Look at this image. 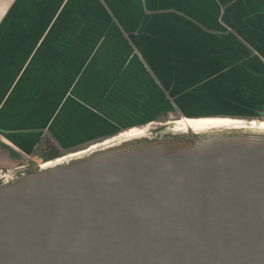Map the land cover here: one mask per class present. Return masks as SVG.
<instances>
[{
    "label": "water",
    "instance_id": "1",
    "mask_svg": "<svg viewBox=\"0 0 264 264\" xmlns=\"http://www.w3.org/2000/svg\"><path fill=\"white\" fill-rule=\"evenodd\" d=\"M0 182V264H264V127L132 135Z\"/></svg>",
    "mask_w": 264,
    "mask_h": 264
},
{
    "label": "rangeland",
    "instance_id": "2",
    "mask_svg": "<svg viewBox=\"0 0 264 264\" xmlns=\"http://www.w3.org/2000/svg\"><path fill=\"white\" fill-rule=\"evenodd\" d=\"M102 1L0 0L1 29L8 32L20 27L32 30L36 27H61L68 30L67 35H62L65 43L74 44L69 53L72 48L81 50L77 62H82L78 73L80 83L70 84L68 98H61L65 93L63 86L68 85L66 80L65 83L57 81L44 85L53 90V110L57 106L56 102L65 101L64 113L50 116L47 123L40 118L34 119L36 124H44L43 129L0 130V181L37 166L29 153L8 139L13 138L12 134L25 137L27 142L24 144L31 149L40 137L51 133L68 153L66 156H70L118 141L124 135L135 132L159 135L172 131L179 127L177 122L183 119H232L247 125L264 123V83H259V72L264 77V65L259 66V39H249L247 36V50L244 48L243 52L247 63L244 65L238 62L241 56L236 50L237 41L233 35L198 33L197 37L195 29L183 23L185 28L181 29V33L170 35L164 45L156 46L159 49H151L150 52L133 50L131 53L118 46L112 50L116 52L113 65L100 68L97 3L102 4V11L110 9L106 0ZM133 1L140 9L163 8L168 10L166 14L178 13L181 17L187 16L189 8L194 6L188 1L181 6L180 3L173 4L171 0ZM203 3L204 16L208 21L217 12L218 18L222 17L225 8L221 4L211 1ZM116 5L113 9L116 13L127 7L119 2ZM229 6L231 11L237 9L234 3ZM174 19L168 20L170 24H174ZM155 22L159 23L157 20ZM52 35L48 34L49 38ZM57 37L54 34V43L58 42ZM197 41L203 44H196ZM83 43L88 49H81L79 44ZM64 65L66 71L69 66L71 74L78 69L71 61H64ZM9 70L14 73L13 69ZM91 70L98 78L97 84L94 83L97 85L96 96L90 84V80L95 78ZM107 71L112 76L105 74ZM66 77L68 75L64 73L62 78ZM76 77L72 78L75 80ZM108 79L110 83H104ZM126 85L128 89L125 90ZM12 104L13 101H9L7 108ZM30 104L33 105L25 109L23 107L21 111L24 109L23 112H31L32 117H37L39 107L35 102Z\"/></svg>",
    "mask_w": 264,
    "mask_h": 264
},
{
    "label": "crops",
    "instance_id": "3",
    "mask_svg": "<svg viewBox=\"0 0 264 264\" xmlns=\"http://www.w3.org/2000/svg\"><path fill=\"white\" fill-rule=\"evenodd\" d=\"M97 1L100 2V0ZM185 1L194 6L189 8L187 16L184 17H181V14L178 13L166 14L168 10L163 8L140 9L133 3V0H110L109 2L106 0V5L110 7L109 11H102V4L97 3V20L100 21V26L97 25V35L100 36L97 39V45L100 44L99 48L101 49L98 60L99 67L110 68L113 65L116 52L112 50H115L118 46L121 49L130 50L131 53L133 50H147L150 52L151 49H159L156 46L164 45L170 35H176L175 32L181 33V29L185 28L182 26L183 23L190 24L191 28L195 29V36L197 37L198 33L233 35L237 41L236 50H239L241 56L238 62L244 65L247 63V57L243 56V52L244 48L247 50L248 37L254 40L259 39V50L261 51L259 66L264 65V0H171L173 4L180 3V6ZM206 1L221 4L225 8L222 14L220 12L222 17L219 16L218 18L217 14L219 12H217L208 21L204 16L206 15L204 13L205 7L202 5ZM118 2L125 4L127 7L116 13L113 9L116 8ZM144 2L150 1L144 0ZM231 3L237 5L236 10H230L229 5ZM172 17H175L173 25L168 21ZM104 18L110 21L106 22ZM156 20L159 23H156ZM67 31L58 26L50 28L36 27L35 30L20 27L8 32L0 28V130L42 128L44 124H36V119H43V122L47 123L50 116L64 113L65 101L56 102L57 106L53 110V106H51L53 90L49 86L44 87V85L56 83L57 81L65 83L66 80L68 85L63 86L65 93L61 98H68L67 93L70 91V84L73 82V84L80 83L78 73L82 62L77 61L81 50L72 48L69 53L70 47L74 44H71V42L65 43L62 39V35L68 34ZM50 33L53 35L49 38L48 34ZM54 34L58 35L57 43H54ZM105 36L109 38H102ZM60 40L63 42H60ZM196 44L203 43L197 41ZM79 45L81 49L87 48L85 43ZM95 59L97 61V56ZM63 60L65 62L71 61V63L78 66L74 74L69 71V66L67 70L69 72L65 70ZM9 69H13L14 73ZM64 73H67L68 77L62 78ZM92 73L95 78L90 80V84L93 93H96H94V96H96L97 91L95 88L97 85L95 84H97L98 78L91 70ZM97 73L99 74L98 70ZM105 74L111 75L109 71ZM76 75L77 77L74 80L72 77ZM262 76L263 74L259 72V83H264V77ZM100 82L102 81L100 80ZM107 82L110 83V79L105 80L104 83ZM126 89H128L127 85L125 86ZM9 101H13V104L10 108H7ZM30 102H35V105L39 107L36 111L37 117H32L31 112H23L26 107L33 105ZM48 106L50 107L49 111ZM23 107L24 109L21 111ZM17 135L12 134L13 138L8 137V139L22 148L25 153L32 155L41 137L30 149L24 144L27 139ZM3 139L5 140V138Z\"/></svg>",
    "mask_w": 264,
    "mask_h": 264
},
{
    "label": "bare ground",
    "instance_id": "4",
    "mask_svg": "<svg viewBox=\"0 0 264 264\" xmlns=\"http://www.w3.org/2000/svg\"><path fill=\"white\" fill-rule=\"evenodd\" d=\"M241 121L239 120H232V119H213V118H209V119H206V120H188V119H183L182 121H178V125L179 127L176 128L175 130H182V131H185V130H188V129H199V128H206L207 126H229V125H235V124H241L243 125V123H239ZM169 124V123H168ZM253 125H259V126H262L264 127V123H257V122H254L252 123ZM134 131V130H133ZM131 132V131H130ZM143 131H140V132H135V133H132V134H127V135H124L123 137L121 138H125V137H129V136H132V135H138L139 133L140 134H143L141 133ZM115 142V141H113ZM111 142V143H113ZM111 143H107V144H104L102 146H105V145H108V144H111ZM100 146V147H102ZM98 148V147H97ZM96 147L94 148H91L87 151H84L82 153H78V154H75V155H70V156H65V157H62L58 160H64L66 158H69V157H76V156H80V155H83V154H86L87 152H91L92 150L94 149H97ZM57 161V160H56ZM50 164H52V162H47V163H43L41 165L42 168H45L47 166H49ZM40 168V166H39Z\"/></svg>",
    "mask_w": 264,
    "mask_h": 264
},
{
    "label": "trees",
    "instance_id": "5",
    "mask_svg": "<svg viewBox=\"0 0 264 264\" xmlns=\"http://www.w3.org/2000/svg\"><path fill=\"white\" fill-rule=\"evenodd\" d=\"M67 154L59 142L49 133L40 139L31 155L33 160L37 162V166L28 171L37 170L40 164L58 160Z\"/></svg>",
    "mask_w": 264,
    "mask_h": 264
},
{
    "label": "flooded vegetation",
    "instance_id": "6",
    "mask_svg": "<svg viewBox=\"0 0 264 264\" xmlns=\"http://www.w3.org/2000/svg\"><path fill=\"white\" fill-rule=\"evenodd\" d=\"M3 180H1L0 182H2Z\"/></svg>",
    "mask_w": 264,
    "mask_h": 264
}]
</instances>
